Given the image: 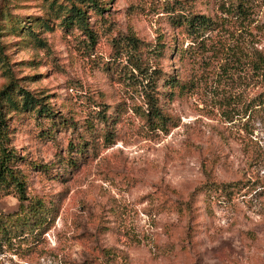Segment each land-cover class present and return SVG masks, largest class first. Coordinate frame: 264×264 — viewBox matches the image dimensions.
Instances as JSON below:
<instances>
[{
    "label": "rangeland",
    "instance_id": "1",
    "mask_svg": "<svg viewBox=\"0 0 264 264\" xmlns=\"http://www.w3.org/2000/svg\"><path fill=\"white\" fill-rule=\"evenodd\" d=\"M97 1L89 39L0 0V91L50 114L2 110L43 215L0 264H264V0Z\"/></svg>",
    "mask_w": 264,
    "mask_h": 264
},
{
    "label": "trees",
    "instance_id": "2",
    "mask_svg": "<svg viewBox=\"0 0 264 264\" xmlns=\"http://www.w3.org/2000/svg\"><path fill=\"white\" fill-rule=\"evenodd\" d=\"M68 5H58L57 11L63 14L61 24L66 29L74 27L87 33L89 39L92 34L88 29L87 16L91 12H99L100 5L97 0H68ZM201 19H205L201 17ZM184 23L187 29L196 30V28L206 27L204 21L193 20L184 18ZM38 45H42V41H37ZM264 82V71H263ZM154 85V84H153ZM17 96V99L15 98ZM149 105L148 113L155 119H160L158 109L153 104V98L146 96ZM258 107L264 109V89L259 96ZM4 108L20 109L25 112H35L42 114L44 117L50 116L49 112L44 109L41 100L35 98L31 93L24 90H14L7 86L4 90L0 91V194L3 190L12 188L16 194L19 203L18 212L5 216L0 212V246L3 244L12 245L15 240L26 241L24 235L26 230H31L28 234H32L37 225L42 222L43 205L39 200H33L27 197L26 187L21 180L19 172L15 169L16 155L7 149V127L6 120H4ZM31 227V228H30Z\"/></svg>",
    "mask_w": 264,
    "mask_h": 264
}]
</instances>
